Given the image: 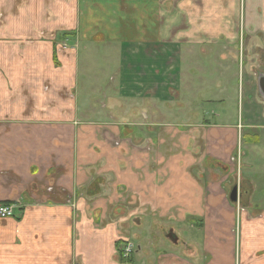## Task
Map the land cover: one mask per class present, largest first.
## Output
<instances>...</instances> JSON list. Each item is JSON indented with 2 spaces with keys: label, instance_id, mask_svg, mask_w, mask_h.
I'll return each instance as SVG.
<instances>
[{
  "label": "crops",
  "instance_id": "obj_1",
  "mask_svg": "<svg viewBox=\"0 0 264 264\" xmlns=\"http://www.w3.org/2000/svg\"><path fill=\"white\" fill-rule=\"evenodd\" d=\"M0 16V202L18 209L0 264H264V177L234 173L242 125L149 119L200 73L228 101L236 53L264 72V0H0ZM200 147L220 176L193 169Z\"/></svg>",
  "mask_w": 264,
  "mask_h": 264
},
{
  "label": "rangeland",
  "instance_id": "obj_2",
  "mask_svg": "<svg viewBox=\"0 0 264 264\" xmlns=\"http://www.w3.org/2000/svg\"><path fill=\"white\" fill-rule=\"evenodd\" d=\"M64 47L65 46H63V48ZM80 54L84 55L83 52ZM103 58L104 57L101 59ZM88 60L89 59L87 58L85 61ZM104 68L105 67L103 66L102 69ZM200 77L203 79H200ZM227 77L229 98L228 101H225V103L218 104L217 102L213 103L208 101L210 95L209 90H207V86L209 84L206 82L208 77L200 73L199 80L194 82L192 85L190 84V87H196L197 90L200 89V92H196V96H192L190 93H188L185 99L177 103L173 98V94H169L168 92L166 97L167 102H165V100H163L164 102H160L161 104L166 103V105H162L160 109L158 102L153 100V107L151 108L152 118L150 117L149 119L150 121L153 120V122L156 123L161 121V123L163 122L176 126H184L185 123H187V126L194 123L205 124L206 126L207 124L214 125L220 123L218 116L221 115V112H224L226 120L229 123L240 126L242 125L243 128L240 130L238 138V145L240 147L241 155L239 165L236 163L238 168H236L234 172L236 174V180H238L239 175L246 176L249 174L256 182L258 177H264V129L255 128L259 121L256 120L257 116L254 117V112L264 108V100L260 98L256 91H254V86L250 87L252 86L250 85L252 75L250 72L247 73L243 60L238 59L237 53L235 61L231 63ZM214 86H216V84ZM104 105L106 104L104 103ZM164 112L165 115L163 114ZM226 120L225 122H227ZM151 129L153 131V129L157 128ZM184 130L185 128L182 129V131ZM204 132L205 131L201 130H191L184 131V134H187L188 137H191V140H193L192 137L197 133L201 134ZM151 136L154 137L153 133ZM255 139L259 141V146L246 147L247 144ZM149 149L150 147L148 150ZM196 153L199 154V157H202L199 165L197 167H193L199 176H205L207 180L209 171L213 172L215 177L217 175H221V171L217 168L212 170L210 168L209 170L207 166L208 159L206 157V153H204V150L201 147ZM255 185V188H259L257 184ZM257 190L259 191L260 188ZM262 204H264V201ZM156 235H159V233H156ZM156 239L157 241L152 240L153 243L150 244L149 248H147L148 251L160 249L163 239L161 236H157ZM135 245H137L136 242H134V246ZM136 250L137 248H134L135 252ZM144 261L148 264L149 261L151 262V259L145 258Z\"/></svg>",
  "mask_w": 264,
  "mask_h": 264
},
{
  "label": "built area",
  "instance_id": "obj_3",
  "mask_svg": "<svg viewBox=\"0 0 264 264\" xmlns=\"http://www.w3.org/2000/svg\"><path fill=\"white\" fill-rule=\"evenodd\" d=\"M70 200H72V196L70 197ZM17 210L18 209L15 204L0 202V219L14 218L16 213L18 212ZM133 249L134 246L131 242L124 243L120 250L122 257L125 259H129L133 252Z\"/></svg>",
  "mask_w": 264,
  "mask_h": 264
},
{
  "label": "flooded vegetation",
  "instance_id": "obj_4",
  "mask_svg": "<svg viewBox=\"0 0 264 264\" xmlns=\"http://www.w3.org/2000/svg\"><path fill=\"white\" fill-rule=\"evenodd\" d=\"M250 74L252 75V79H253V85L256 90V93L259 94L258 92V82L260 81V78H264V72L263 71H258V70H253L250 72ZM259 96H261L259 94ZM261 98H263L262 100H264V96H261ZM235 187V186H234Z\"/></svg>",
  "mask_w": 264,
  "mask_h": 264
},
{
  "label": "water",
  "instance_id": "obj_5",
  "mask_svg": "<svg viewBox=\"0 0 264 264\" xmlns=\"http://www.w3.org/2000/svg\"><path fill=\"white\" fill-rule=\"evenodd\" d=\"M258 92L261 96H264V78H260L258 82ZM229 198L232 202L236 201V187L232 188Z\"/></svg>",
  "mask_w": 264,
  "mask_h": 264
},
{
  "label": "trees",
  "instance_id": "obj_6",
  "mask_svg": "<svg viewBox=\"0 0 264 264\" xmlns=\"http://www.w3.org/2000/svg\"><path fill=\"white\" fill-rule=\"evenodd\" d=\"M120 248H121V244H120ZM120 248L118 249V253H119V258H120V262H126L127 260L123 259Z\"/></svg>",
  "mask_w": 264,
  "mask_h": 264
}]
</instances>
